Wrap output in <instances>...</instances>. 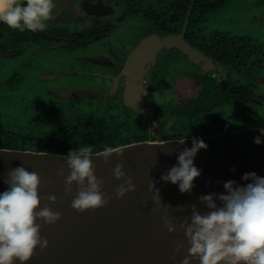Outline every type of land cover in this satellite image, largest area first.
Returning <instances> with one entry per match:
<instances>
[{
	"label": "flooded vegetation",
	"instance_id": "1",
	"mask_svg": "<svg viewBox=\"0 0 264 264\" xmlns=\"http://www.w3.org/2000/svg\"><path fill=\"white\" fill-rule=\"evenodd\" d=\"M192 1L186 7L187 0H54L55 18L47 22L46 31L20 32L0 22V86L10 95L27 90L31 93L32 89L35 94L50 96L62 91L54 81L76 79L73 76L98 79L91 88L90 82L80 80L81 88L74 91L93 99L98 95L94 91L108 93L101 97L106 99L102 112L57 114L100 116L112 133L118 131L143 141L165 140L181 134L202 138L236 131L243 125L252 126V122L242 118L264 106V46L249 37L201 34L207 16L215 11L210 9L220 5L221 0L220 3L201 0L198 10L199 0H195L184 32L185 42L207 59V69L178 48L163 47L145 82L149 108L144 101L139 111L125 103L127 60L151 36L161 39L181 34ZM18 2L23 4L25 0ZM183 10L186 14L181 23ZM141 27H145V33L138 36ZM183 62L193 69L179 80L177 75ZM231 71L245 74L248 82L231 83L226 78ZM23 81L27 86L22 85ZM224 85L229 89H217ZM92 90L93 93H88ZM70 94L72 99L75 93ZM50 102L55 103L37 102L36 109L33 106L30 114L17 115L11 126L3 122L0 114V128L36 135L37 126L50 121L41 114L50 110Z\"/></svg>",
	"mask_w": 264,
	"mask_h": 264
},
{
	"label": "water",
	"instance_id": "2",
	"mask_svg": "<svg viewBox=\"0 0 264 264\" xmlns=\"http://www.w3.org/2000/svg\"><path fill=\"white\" fill-rule=\"evenodd\" d=\"M194 2L181 34L161 39L151 36L141 42L127 60L124 99L129 108L139 111L142 101L149 108L145 82L156 55L163 47H176L191 61L207 69V59L184 40ZM257 136H260L259 128L202 137L208 148L201 149L194 158V165L202 173L194 181L191 194H182L178 184L165 183L161 175L177 164L180 150L192 147V138H185L183 144L178 143L183 139H158L124 145L118 147L123 156L113 154L107 164L102 157H91L96 165V176L104 182L102 191L112 199L106 207L84 212L70 207L76 195L75 185L72 195L65 196L64 179L59 175L62 168L65 175L69 171L64 155L0 149V193L8 188L4 179L9 169L23 166L47 181L38 190L41 207L47 204L54 212L61 213V219L53 225L40 221V234L48 240V247L43 251L37 248L27 264H180L182 254L175 261L170 257L177 243L183 241L185 248L188 247L179 223L190 215V205L196 203L201 212L207 211L198 203L200 195L224 193L223 184L228 180L246 186L252 181L242 180L244 173L255 172L257 176L264 177V136H261L262 143L256 145L253 139ZM117 163L124 165L127 177L136 185L134 192L121 199L114 198V189L123 183L112 175ZM233 167L235 172L230 171ZM152 181L159 189L161 203L171 207L166 209L153 204V192L149 190ZM48 195H55L56 203L44 199ZM216 202L220 204L219 200ZM165 215L176 224V232H168L162 220ZM192 264H198V261Z\"/></svg>",
	"mask_w": 264,
	"mask_h": 264
},
{
	"label": "clouds",
	"instance_id": "3",
	"mask_svg": "<svg viewBox=\"0 0 264 264\" xmlns=\"http://www.w3.org/2000/svg\"><path fill=\"white\" fill-rule=\"evenodd\" d=\"M54 8V0H25L23 4L18 0H0V22L20 32H43L48 28L47 22L55 18ZM259 131L260 136L253 139L256 145L262 143L261 136H264V128ZM207 148L202 138L193 137L192 147L179 151L177 164L163 173L161 180L178 184L182 194H191L194 181L202 173L194 165V158L201 149ZM113 154L123 156V151L105 145L102 152L93 155L91 146H81L64 155L69 171L65 175L62 168L59 175L64 179L66 197L72 195L73 186H76V195L70 204L73 210H96L110 203L112 197L102 191L104 182L96 176V165L91 157H102L107 164ZM123 168L122 163H117L112 171L115 179L123 180L114 189L116 199L136 190ZM230 171L235 172V167ZM241 179L252 182L241 186L235 180H228L223 184L224 193L200 195L198 203L207 211L201 212L196 203L190 205V215L179 223L188 247L185 248L183 241L177 243L170 259L175 261L182 254L180 264H192L193 261L198 264H264V177L251 172L244 173ZM4 183L8 188L0 193V264H27L37 248L43 251L48 247V240L40 234V221L53 225L61 219V213L54 212L47 204L41 207L38 190L47 181H43L38 173L23 166L10 168ZM149 190L153 192V204L166 209L171 207L161 203L155 182L150 183ZM44 199L51 203L57 201L55 195ZM162 220L169 233L177 231L176 224L167 215Z\"/></svg>",
	"mask_w": 264,
	"mask_h": 264
},
{
	"label": "rangeland",
	"instance_id": "4",
	"mask_svg": "<svg viewBox=\"0 0 264 264\" xmlns=\"http://www.w3.org/2000/svg\"><path fill=\"white\" fill-rule=\"evenodd\" d=\"M222 3L216 6L215 10L207 16L206 22L201 28V34L205 37H210L214 34H222L228 37H249L256 44H262L264 46V0H221ZM220 1V2H221ZM217 0V3H220ZM145 27L139 29L138 36L145 33L143 31ZM181 71L177 75L179 80L187 76V72H192L193 67L189 64L183 62L180 66ZM5 75V74H4ZM76 79H66L60 81H54V85H57L62 90L58 94H51L50 96H45L41 94H35L32 89L29 91H23V93H14L8 94L0 86V114L1 119L6 125H12L14 118H17V115H27L30 114L31 109L35 106V109L39 106V103L44 100H49L55 102L54 104L50 102L49 111L41 112V114L50 120H53L58 111L65 113L69 112H80V113H98L103 111V107L106 105L105 96L101 99L102 95L108 93L99 90L94 91L95 99L91 97H86L83 95H77V92L74 90L80 89V83L90 82V87L96 86V83L93 81H98L95 78H89L84 76H73ZM217 79V76H215ZM221 78V77H220ZM231 83L237 84H246L248 80L246 79L245 74H236L235 72H230L226 77ZM79 79V80H77ZM81 80V81H80ZM164 81L167 82L166 79ZM263 82V80H260ZM169 83L172 85L173 80H170ZM23 86H27L25 81L22 82ZM164 87L162 86V89ZM159 88L155 96V100L158 99ZM70 92H74L75 96L71 98ZM98 92V93H96ZM88 93H93L89 91ZM8 94V95H6ZM167 94V93H166ZM167 96H170L167 94ZM37 100V102H34ZM83 101V103H82ZM264 106H259L256 110H253L248 116L243 117L242 120L252 122V126L245 127L244 125L240 127L239 130L248 129V128H264ZM47 108V107H46ZM66 109V111H65ZM33 110V109H32ZM242 120L238 121V124ZM258 125L257 127H255Z\"/></svg>",
	"mask_w": 264,
	"mask_h": 264
},
{
	"label": "trees",
	"instance_id": "5",
	"mask_svg": "<svg viewBox=\"0 0 264 264\" xmlns=\"http://www.w3.org/2000/svg\"><path fill=\"white\" fill-rule=\"evenodd\" d=\"M200 1L196 5V10L201 6ZM188 2L190 3V0H187L186 7H188ZM185 14L186 10H183L180 16L181 23ZM194 22L195 19H193V25ZM219 88L229 89L227 85L217 86V89ZM105 122L104 118L100 116L72 114L69 117V115L56 114L53 120L37 126V130L34 131L37 132L36 135L33 133L30 135L17 134L0 128V149L66 155L71 149L91 146L94 154L102 152L105 145L118 148L145 140L137 136H126L118 131L112 133ZM184 138L187 137L181 134L162 140H181Z\"/></svg>",
	"mask_w": 264,
	"mask_h": 264
}]
</instances>
